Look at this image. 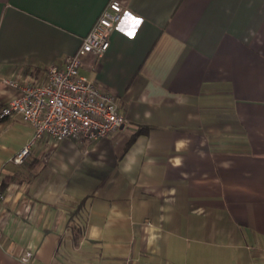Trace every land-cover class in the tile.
<instances>
[{"label": "crops", "instance_id": "0c3cea01", "mask_svg": "<svg viewBox=\"0 0 264 264\" xmlns=\"http://www.w3.org/2000/svg\"><path fill=\"white\" fill-rule=\"evenodd\" d=\"M107 1L0 0V105L2 79L41 81ZM118 1L80 72L128 122L15 164L33 127L0 121V264H264V0Z\"/></svg>", "mask_w": 264, "mask_h": 264}, {"label": "built area", "instance_id": "2783aa9c", "mask_svg": "<svg viewBox=\"0 0 264 264\" xmlns=\"http://www.w3.org/2000/svg\"><path fill=\"white\" fill-rule=\"evenodd\" d=\"M123 7L118 0H108L75 51L61 64L42 67L39 82L28 78L2 79L13 94L0 105V121L15 115L30 123L32 136L11 161L23 164L31 149L43 137L55 144L61 140L94 141L105 137L128 122L119 111L117 92L97 78L80 72L82 59L88 54L101 57L109 46V35L121 19ZM31 252L22 256L29 261Z\"/></svg>", "mask_w": 264, "mask_h": 264}]
</instances>
